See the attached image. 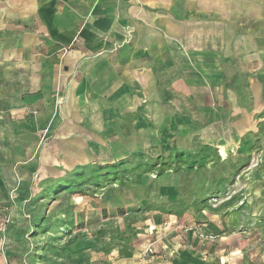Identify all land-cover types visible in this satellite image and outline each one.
I'll list each match as a JSON object with an SVG mask.
<instances>
[{"label": "rangeland", "instance_id": "obj_1", "mask_svg": "<svg viewBox=\"0 0 264 264\" xmlns=\"http://www.w3.org/2000/svg\"><path fill=\"white\" fill-rule=\"evenodd\" d=\"M0 2L9 13V0ZM242 24L238 54H189L195 64L205 57L208 75L194 64L187 76L180 63L173 79L194 90L147 101L127 138L87 141L93 153L84 147L77 166L60 177L44 170L0 202V264H155L174 240L189 242L198 218L214 228L226 221L221 235L235 233L230 242L239 237L264 264V57L250 48L256 26ZM195 37V48L218 42L201 28Z\"/></svg>", "mask_w": 264, "mask_h": 264}, {"label": "crops", "instance_id": "obj_2", "mask_svg": "<svg viewBox=\"0 0 264 264\" xmlns=\"http://www.w3.org/2000/svg\"><path fill=\"white\" fill-rule=\"evenodd\" d=\"M8 5L5 15L0 9V202L44 170H54L51 177L77 166L84 147L93 153L87 141L102 145L114 135L127 138L142 105L157 106L172 92L194 90L173 79L184 73L180 63L194 78L195 65L208 75L203 63L212 52L238 54V18L245 17L241 28L256 26L250 48L264 57V0H9ZM200 28L218 42L209 39L208 47L195 48ZM228 28L235 32L233 42ZM189 54L205 57L195 64ZM66 155L74 159L56 168ZM198 219L203 223L188 233L189 242L174 240L177 245L155 264H258L239 237L230 242L235 233L221 235L226 221L214 228L207 224L212 218Z\"/></svg>", "mask_w": 264, "mask_h": 264}]
</instances>
